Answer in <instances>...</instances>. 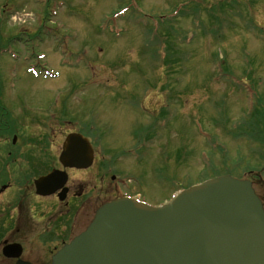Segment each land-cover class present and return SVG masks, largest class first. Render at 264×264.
Instances as JSON below:
<instances>
[{
  "label": "rangeland",
  "instance_id": "1",
  "mask_svg": "<svg viewBox=\"0 0 264 264\" xmlns=\"http://www.w3.org/2000/svg\"><path fill=\"white\" fill-rule=\"evenodd\" d=\"M0 117L13 132L0 134V157H12L4 182L17 180L24 155L46 156L36 144L61 168L65 137L90 136L95 164L70 170L91 197L79 229L119 177L160 205L231 173L264 202V0H0ZM60 244L32 242L46 258Z\"/></svg>",
  "mask_w": 264,
  "mask_h": 264
},
{
  "label": "water",
  "instance_id": "2",
  "mask_svg": "<svg viewBox=\"0 0 264 264\" xmlns=\"http://www.w3.org/2000/svg\"><path fill=\"white\" fill-rule=\"evenodd\" d=\"M93 159L86 137L68 135L60 155L65 167L87 168ZM66 180L53 170L36 185L49 194ZM53 264H264V208L251 181L230 175L193 186L161 207L119 199L102 206Z\"/></svg>",
  "mask_w": 264,
  "mask_h": 264
},
{
  "label": "flooded vegetation",
  "instance_id": "3",
  "mask_svg": "<svg viewBox=\"0 0 264 264\" xmlns=\"http://www.w3.org/2000/svg\"><path fill=\"white\" fill-rule=\"evenodd\" d=\"M38 146L42 147L41 154L46 156L39 158L26 155L18 159L19 162L21 161L22 168L14 183L4 182L11 177L9 173H6L11 159H0V174L4 169V173L0 175V195L4 196L5 200L4 205L0 204V261L2 260L3 264H17L20 259L29 264H52L54 253L84 230L92 218L89 215L88 221L85 220L79 229L80 220L86 218L88 210L89 213L92 212L88 204L91 197H89L90 192L85 189V183L75 185L76 182L71 181L70 175L66 184L68 191L64 201L59 199V192L51 195L37 193L34 180L53 169L55 162L51 154L44 152L49 145ZM75 171L86 170L76 169ZM79 182L81 183L82 180L80 179ZM14 188H17L15 196L10 199L6 193ZM101 191L102 186L100 194ZM143 195L146 194L143 193ZM55 201L56 204H54ZM96 208V206L93 207L94 213ZM40 213L41 216H38ZM36 217L43 222L40 223ZM57 238H60L62 246L59 248L55 246L48 258L43 257L42 253H37L38 247L32 245L33 241L38 240L45 245L42 247L50 248L46 244L52 243ZM5 244H19L22 249L20 258L4 256L2 248ZM29 246H31L30 249Z\"/></svg>",
  "mask_w": 264,
  "mask_h": 264
}]
</instances>
